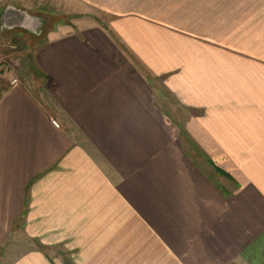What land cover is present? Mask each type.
I'll use <instances>...</instances> for the list:
<instances>
[{
  "label": "crops",
  "instance_id": "crops-1",
  "mask_svg": "<svg viewBox=\"0 0 264 264\" xmlns=\"http://www.w3.org/2000/svg\"><path fill=\"white\" fill-rule=\"evenodd\" d=\"M1 34L41 42L37 83L2 65L0 264L19 223L63 264H264V0H7Z\"/></svg>",
  "mask_w": 264,
  "mask_h": 264
},
{
  "label": "rangeland",
  "instance_id": "rangeland-1",
  "mask_svg": "<svg viewBox=\"0 0 264 264\" xmlns=\"http://www.w3.org/2000/svg\"><path fill=\"white\" fill-rule=\"evenodd\" d=\"M7 0H0V15L3 11L5 4ZM39 6L44 11H51L52 8L50 4L47 1L40 2ZM32 7V6H31ZM50 9V10H49ZM54 14L46 15V17L54 18L56 19V23H69L71 18L69 15L57 12L54 10ZM47 23V22H46ZM53 23V22H52ZM51 27V26H50ZM16 33V32H14ZM12 34V33H11ZM32 40V38H29ZM41 42V40L34 41L29 48H24L23 44L20 40H17V38L12 37L10 34H1L0 36V64L8 66V69L11 70L12 74L17 76L20 80H33V82H36V75L33 74V70L31 68V55L33 53L34 48ZM11 46V47H9ZM18 60L19 65L16 67H9V64H11V60ZM37 83V82H36ZM36 83H32L30 86L33 87V89L37 90L35 87ZM169 108L173 110H177L178 106L171 103L169 104ZM58 121V120H57ZM60 124V123H59ZM21 224L19 223L17 227H14L12 229V233L8 238V244H7V250L9 253V259L2 260L3 264H11L12 255L20 254L21 252L27 253L31 250L33 251H39L42 253L46 258L55 259L57 264H63L65 254L63 252V245H43L39 243L36 239L29 238L27 234L24 235L23 238H21L19 235L16 236V230H20ZM17 228V229H16Z\"/></svg>",
  "mask_w": 264,
  "mask_h": 264
},
{
  "label": "built area",
  "instance_id": "built-area-1",
  "mask_svg": "<svg viewBox=\"0 0 264 264\" xmlns=\"http://www.w3.org/2000/svg\"><path fill=\"white\" fill-rule=\"evenodd\" d=\"M19 65V62H18V60H11V64H9V67H16V66H18ZM3 66L0 64V80H1V77H2V74H3ZM17 78L16 77H14L11 81H10V83L11 84H16L17 83ZM51 124H52V126L53 127H55L56 129H59L60 128V124H59V122L56 120V119H51Z\"/></svg>",
  "mask_w": 264,
  "mask_h": 264
},
{
  "label": "water",
  "instance_id": "water-1",
  "mask_svg": "<svg viewBox=\"0 0 264 264\" xmlns=\"http://www.w3.org/2000/svg\"><path fill=\"white\" fill-rule=\"evenodd\" d=\"M8 10H9V8L8 9H6L5 11H4V15H3V18H2V21H1V27H4V26H6L7 24V17H6V14L8 13Z\"/></svg>",
  "mask_w": 264,
  "mask_h": 264
},
{
  "label": "trees",
  "instance_id": "trees-1",
  "mask_svg": "<svg viewBox=\"0 0 264 264\" xmlns=\"http://www.w3.org/2000/svg\"><path fill=\"white\" fill-rule=\"evenodd\" d=\"M219 171V170H218Z\"/></svg>",
  "mask_w": 264,
  "mask_h": 264
}]
</instances>
